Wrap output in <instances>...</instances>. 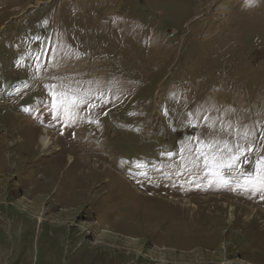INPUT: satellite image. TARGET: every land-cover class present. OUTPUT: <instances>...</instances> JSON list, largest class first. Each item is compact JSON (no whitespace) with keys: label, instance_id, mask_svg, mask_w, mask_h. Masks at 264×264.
Returning <instances> with one entry per match:
<instances>
[{"label":"rangeland","instance_id":"1","mask_svg":"<svg viewBox=\"0 0 264 264\" xmlns=\"http://www.w3.org/2000/svg\"><path fill=\"white\" fill-rule=\"evenodd\" d=\"M0 264H264V0H0Z\"/></svg>","mask_w":264,"mask_h":264},{"label":"bare ground","instance_id":"2","mask_svg":"<svg viewBox=\"0 0 264 264\" xmlns=\"http://www.w3.org/2000/svg\"><path fill=\"white\" fill-rule=\"evenodd\" d=\"M40 141H41L42 145H43V146H45V148H46V147L49 145V143H48L47 139H46V138H44V137H43V138H41V139H40Z\"/></svg>","mask_w":264,"mask_h":264},{"label":"snow or ice","instance_id":"3","mask_svg":"<svg viewBox=\"0 0 264 264\" xmlns=\"http://www.w3.org/2000/svg\"><path fill=\"white\" fill-rule=\"evenodd\" d=\"M241 151H243V150H241ZM248 151H251V149H248ZM233 160H234V162L236 161V160H238V157H233Z\"/></svg>","mask_w":264,"mask_h":264}]
</instances>
